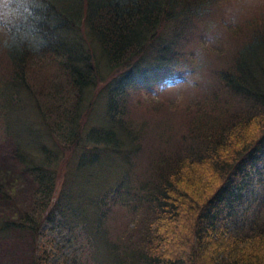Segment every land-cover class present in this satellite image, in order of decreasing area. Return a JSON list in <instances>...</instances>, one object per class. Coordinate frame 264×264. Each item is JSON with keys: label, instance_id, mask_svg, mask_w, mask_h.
Here are the masks:
<instances>
[{"label": "trees", "instance_id": "16d2710c", "mask_svg": "<svg viewBox=\"0 0 264 264\" xmlns=\"http://www.w3.org/2000/svg\"><path fill=\"white\" fill-rule=\"evenodd\" d=\"M47 3V44L0 50V139L37 184L0 239L30 264H264V0Z\"/></svg>", "mask_w": 264, "mask_h": 264}, {"label": "rangeland", "instance_id": "374dc122", "mask_svg": "<svg viewBox=\"0 0 264 264\" xmlns=\"http://www.w3.org/2000/svg\"><path fill=\"white\" fill-rule=\"evenodd\" d=\"M47 61L43 62V69L41 72L34 71L32 74L35 76L31 81L35 82V78L39 81L42 78L41 73L54 74ZM41 65V64H40ZM45 69V70H44ZM139 82V78H135ZM43 80V78H42ZM153 82V81H150ZM154 83V82H153ZM154 87V86H153ZM253 134V130L249 131V138ZM236 137V136H234ZM243 142L248 140V137H242ZM242 142V143H243ZM229 143V142H228ZM241 141L237 140L232 145V152L234 153L239 149ZM15 143L10 137L3 135L0 139V215H5L13 221H18L22 216L30 210L31 202L33 199L34 191L37 188V184L32 177L21 168L20 162L16 158ZM209 178V184L205 187L208 192L214 187L219 180L218 178ZM120 185V184H119ZM119 187V186H118ZM260 188H254V191H258ZM108 198L110 196H107ZM180 217V216H179ZM185 221L184 217H180L176 221L178 229L183 228L185 232L188 231L187 224L183 225ZM165 230V223L163 224ZM64 249L65 254H70L75 248L72 243ZM32 255V244L29 238L24 236L20 232L10 233V237L0 239V264H30Z\"/></svg>", "mask_w": 264, "mask_h": 264}, {"label": "clouds", "instance_id": "9594fccd", "mask_svg": "<svg viewBox=\"0 0 264 264\" xmlns=\"http://www.w3.org/2000/svg\"><path fill=\"white\" fill-rule=\"evenodd\" d=\"M47 0H0V50L39 52L48 42ZM186 73L173 69L172 75L153 87L162 95L186 82Z\"/></svg>", "mask_w": 264, "mask_h": 264}, {"label": "bare ground", "instance_id": "6f19581e", "mask_svg": "<svg viewBox=\"0 0 264 264\" xmlns=\"http://www.w3.org/2000/svg\"><path fill=\"white\" fill-rule=\"evenodd\" d=\"M92 258H93V256H92ZM96 261V260H95ZM90 264V263H89Z\"/></svg>", "mask_w": 264, "mask_h": 264}]
</instances>
